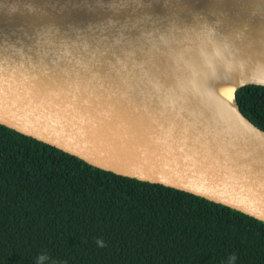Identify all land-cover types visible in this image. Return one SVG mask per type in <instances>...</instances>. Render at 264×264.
<instances>
[{"label": "water", "instance_id": "water-1", "mask_svg": "<svg viewBox=\"0 0 264 264\" xmlns=\"http://www.w3.org/2000/svg\"><path fill=\"white\" fill-rule=\"evenodd\" d=\"M247 75L232 108L185 73ZM264 0H0V125L264 222Z\"/></svg>", "mask_w": 264, "mask_h": 264}, {"label": "trees", "instance_id": "trees-1", "mask_svg": "<svg viewBox=\"0 0 264 264\" xmlns=\"http://www.w3.org/2000/svg\"><path fill=\"white\" fill-rule=\"evenodd\" d=\"M235 102L264 131V86L237 89ZM42 253L46 264H264V222L0 125V264Z\"/></svg>", "mask_w": 264, "mask_h": 264}, {"label": "bare ground", "instance_id": "bare-ground-1", "mask_svg": "<svg viewBox=\"0 0 264 264\" xmlns=\"http://www.w3.org/2000/svg\"><path fill=\"white\" fill-rule=\"evenodd\" d=\"M217 65H201L198 69L185 73L187 81L206 98H211L222 106L232 108L234 89L247 81V75L239 76L231 69L217 68Z\"/></svg>", "mask_w": 264, "mask_h": 264}, {"label": "clouds", "instance_id": "clouds-1", "mask_svg": "<svg viewBox=\"0 0 264 264\" xmlns=\"http://www.w3.org/2000/svg\"><path fill=\"white\" fill-rule=\"evenodd\" d=\"M98 247L103 248L104 247V242L102 240L97 241ZM236 259L235 256L230 257V262H234ZM48 261V256L46 253H42L37 257V264H46Z\"/></svg>", "mask_w": 264, "mask_h": 264}]
</instances>
